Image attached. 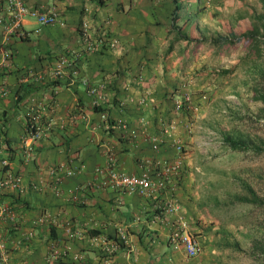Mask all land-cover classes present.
<instances>
[{
	"label": "crops",
	"instance_id": "crops-1",
	"mask_svg": "<svg viewBox=\"0 0 264 264\" xmlns=\"http://www.w3.org/2000/svg\"><path fill=\"white\" fill-rule=\"evenodd\" d=\"M21 1L53 8L62 23L26 14L20 36L0 23V177L10 170L21 178L18 188H0V264H198L168 240L176 214L164 210L171 196L187 218L186 155L173 140L193 136L175 106L179 83L216 54H200L213 39L185 32L180 20L197 0ZM155 159H179L161 189L103 183L108 162L153 175Z\"/></svg>",
	"mask_w": 264,
	"mask_h": 264
},
{
	"label": "rangeland",
	"instance_id": "rangeland-1",
	"mask_svg": "<svg viewBox=\"0 0 264 264\" xmlns=\"http://www.w3.org/2000/svg\"><path fill=\"white\" fill-rule=\"evenodd\" d=\"M183 12L185 32L203 38L239 37L253 25L264 26L262 0H197L195 11ZM257 39L201 42L196 49L200 54H216L210 61L195 62L197 67L179 83L181 98L188 97L182 106L190 128L184 130L193 136L180 150L186 155L184 189L189 197L185 221L200 246L198 264L264 260L254 246L264 242V105L254 93L262 81L264 39ZM225 135L246 140L248 146L233 150ZM246 184L262 201L235 199L247 193Z\"/></svg>",
	"mask_w": 264,
	"mask_h": 264
},
{
	"label": "built area",
	"instance_id": "built-area-1",
	"mask_svg": "<svg viewBox=\"0 0 264 264\" xmlns=\"http://www.w3.org/2000/svg\"><path fill=\"white\" fill-rule=\"evenodd\" d=\"M2 10L5 11V14L7 15L6 18H3ZM26 14L33 15L40 24L54 22L62 23V20L58 17L53 8L40 9L34 7L29 9L21 0H0V23L4 24V29L6 32H15L19 36L22 35L23 31L20 24L23 16ZM85 36H87V34ZM106 41L109 46H113L116 40L114 38H110ZM90 48L91 46H88V49ZM99 87L100 86L96 85L90 86V94L99 96ZM187 98V95H185L180 101L175 102V106L179 107L181 104L183 105V102H185L183 99ZM101 116H103V114H101ZM184 127L187 130L190 128L188 123H185ZM170 129H174L173 123L169 124L168 126L161 127V133L170 135ZM26 130L28 136L30 137H33L38 133L32 122L27 124ZM160 140L161 136H159L158 133L151 134L149 137L150 146L152 148H157ZM173 145L174 148L180 152V141L174 139ZM2 162L5 164L6 159H3ZM154 164L156 166V174L153 173L152 175L149 172L126 173L113 168L112 164L108 162V164L105 166L106 177L103 179V183H106L111 187L118 188L122 191L135 192L138 194H144L152 190L161 189L164 187L166 175H168L170 172L176 173L178 170L179 159H175L173 161H168L166 159H155ZM65 173L69 174L71 171L66 170ZM20 181L21 178L18 174L7 170L0 177V188H18ZM178 209V204L172 199L171 196H169L168 200L164 202V210L170 213H175L176 218L174 227L168 234V240L174 242V244H179L182 247L184 254L188 257H192L199 253L200 246L196 239L189 232L186 221L180 215ZM117 245L118 241H111L110 249L113 250L117 247Z\"/></svg>",
	"mask_w": 264,
	"mask_h": 264
},
{
	"label": "trees",
	"instance_id": "trees-1",
	"mask_svg": "<svg viewBox=\"0 0 264 264\" xmlns=\"http://www.w3.org/2000/svg\"><path fill=\"white\" fill-rule=\"evenodd\" d=\"M262 5L264 7V0H262ZM261 16H264L263 14ZM174 18V15H172L171 20ZM242 36H248V38L257 41L258 37L261 39H264V26L262 25H253L252 28L247 29L241 33V36L236 37H227L226 35H219L215 38H213L214 45L219 44L221 41L223 42H231V40H240ZM260 79L262 80L260 85L254 90L255 97L259 98L264 105V69L259 72ZM264 107V106H263ZM224 141L228 145L229 148L233 150H242L245 149L248 145L246 144V140H242L239 138L232 137L230 135L224 136ZM258 148V146H257ZM259 150V149H258ZM247 193L235 195V199L241 200V201H248V202H258L262 201L261 198H258L255 194L254 190L249 186L245 185ZM254 246L261 250V252L264 254V242L258 241L257 243H254ZM259 264H264V260L260 262Z\"/></svg>",
	"mask_w": 264,
	"mask_h": 264
}]
</instances>
